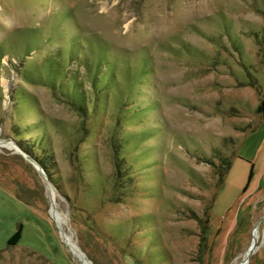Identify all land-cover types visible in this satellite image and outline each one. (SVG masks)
<instances>
[{"label":"rangeland","instance_id":"rangeland-1","mask_svg":"<svg viewBox=\"0 0 264 264\" xmlns=\"http://www.w3.org/2000/svg\"><path fill=\"white\" fill-rule=\"evenodd\" d=\"M262 102L264 0H0V264H264Z\"/></svg>","mask_w":264,"mask_h":264},{"label":"trees","instance_id":"trees-1","mask_svg":"<svg viewBox=\"0 0 264 264\" xmlns=\"http://www.w3.org/2000/svg\"><path fill=\"white\" fill-rule=\"evenodd\" d=\"M61 59V60H60ZM67 59H71V58H69L68 56H62V55H60V58H59V60L58 59H56L55 57H53L52 59H51V62H52V64L54 65V67L52 68V69H54V72H53V74H51L50 76H49V79H51L52 81L53 80H55V79H58V77H60L62 74H60V72L58 71V70H56V69H58V68H60V69H64V72H63V75L64 76H66L67 75V63H66V61H69V60H67ZM52 66V65H51ZM56 68V69H55ZM99 69V68H98ZM96 72H97V70H96ZM59 75V76H58ZM62 75V76H63ZM105 75H107L106 73H105ZM63 76V77H64ZM70 79L73 81V83L75 84L76 83V81L78 80L77 78H76V76H70ZM109 81H111V79L109 78ZM108 81V82H109ZM98 83V82H97ZM90 108V107H89ZM93 108H95V106L93 105ZM83 109H85V108H83ZM258 110L260 111V112H263L264 111V102H262L260 105H259V107H258ZM41 165H42V163L40 162V161H38ZM43 167L45 166V165H42ZM254 164H252V166H251V171H250V174H249V178H248V182H247V184H246V186L245 187H249L250 185H251V183H252V181H253V178H254V175H255V171H254ZM22 229H23V226L22 225H20V227H19V229L8 239V245H17L18 243H19V241L21 240V238H22Z\"/></svg>","mask_w":264,"mask_h":264},{"label":"water","instance_id":"water-1","mask_svg":"<svg viewBox=\"0 0 264 264\" xmlns=\"http://www.w3.org/2000/svg\"><path fill=\"white\" fill-rule=\"evenodd\" d=\"M33 163L36 165V167L39 169V170H43L41 165L37 162V161H33ZM44 171V170H43ZM256 247V244L253 243V245L250 247L249 251H248V256L253 252V250L255 249Z\"/></svg>","mask_w":264,"mask_h":264},{"label":"bare ground","instance_id":"bare-ground-1","mask_svg":"<svg viewBox=\"0 0 264 264\" xmlns=\"http://www.w3.org/2000/svg\"><path fill=\"white\" fill-rule=\"evenodd\" d=\"M0 145H2V146H3V145H4V146H5V145H6V146L8 145L9 147H12V145L7 144V143H5L4 141H0ZM255 238H257V237H255ZM252 245H253V244H252ZM254 251H255V249H254ZM251 254H252V253H251ZM251 254H250V255H251ZM250 255H249V256H250ZM249 256H248V253H247V256H246V258L244 259V263H243V264H247V259H248ZM86 264H90V263L86 262Z\"/></svg>","mask_w":264,"mask_h":264}]
</instances>
